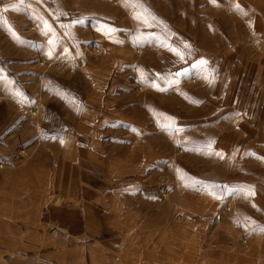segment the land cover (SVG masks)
<instances>
[{
	"label": "crops",
	"instance_id": "crops-1",
	"mask_svg": "<svg viewBox=\"0 0 264 264\" xmlns=\"http://www.w3.org/2000/svg\"><path fill=\"white\" fill-rule=\"evenodd\" d=\"M135 5L131 38L176 65V103L149 76L125 101L117 73L137 62L101 19L98 67L63 102L75 114L2 174L0 264H264V0ZM167 106L181 153L175 183L156 184L170 176Z\"/></svg>",
	"mask_w": 264,
	"mask_h": 264
},
{
	"label": "rangeland",
	"instance_id": "rangeland-1",
	"mask_svg": "<svg viewBox=\"0 0 264 264\" xmlns=\"http://www.w3.org/2000/svg\"><path fill=\"white\" fill-rule=\"evenodd\" d=\"M148 2L160 7L162 0ZM135 7V0H11L0 4V182L5 169L42 151L50 135L75 114L64 111L63 102L75 99L72 94L76 89L84 88L83 81L77 80L80 76L75 75L98 67L102 40L110 37H104L98 28L103 18L107 25H115L119 40L125 42V52L137 62V67L127 64L117 73H122L120 87L127 93L125 101H135L149 91L141 83L142 77L149 76L155 92L169 94V104L176 103V65L161 64L162 59H155L160 53L155 49L140 50L135 44L144 37L131 38V27L139 23V16H133ZM103 9L105 17L99 13ZM174 107V112L169 106L163 110L165 124L174 137L169 145L170 176L157 177L156 184L163 179L175 183L173 171L181 148L176 142L179 132ZM185 114L187 119L189 115L194 118L193 112ZM157 134L161 138L162 134ZM203 164L209 168L207 161Z\"/></svg>",
	"mask_w": 264,
	"mask_h": 264
}]
</instances>
